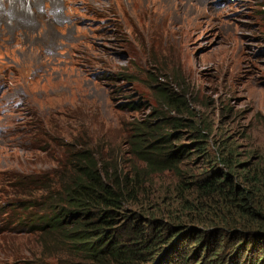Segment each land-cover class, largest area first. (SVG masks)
<instances>
[{"label": "rangeland", "instance_id": "rangeland-1", "mask_svg": "<svg viewBox=\"0 0 264 264\" xmlns=\"http://www.w3.org/2000/svg\"><path fill=\"white\" fill-rule=\"evenodd\" d=\"M166 2L173 5L175 18L163 24L156 20L159 0L131 4L129 20L78 0L70 9L73 18L47 14L43 19L50 24L26 35L0 34V264L69 259L64 245L34 230L39 211L16 205L20 187L15 184L46 174L62 160L49 145L41 148L44 137L37 129L53 131L54 123L61 130L56 142L66 140L65 122L73 121L68 120L69 110L85 113V124L95 133L113 130L117 142L105 138L115 153L117 148L122 153L117 160L132 161L126 136L130 131L121 129L119 119L147 114L157 106L156 86L171 87L186 98L193 113L217 124L215 138L229 135L237 141L239 158L264 156V0ZM105 70H124L131 77L108 80ZM133 99L140 100L138 111L129 107ZM187 137L183 133L177 141L187 142ZM195 156L194 151L180 165L193 168V161H200ZM172 176L163 171L156 180L166 184ZM209 228L205 235L214 236ZM222 241L228 244V235Z\"/></svg>", "mask_w": 264, "mask_h": 264}, {"label": "trees", "instance_id": "trees-1", "mask_svg": "<svg viewBox=\"0 0 264 264\" xmlns=\"http://www.w3.org/2000/svg\"><path fill=\"white\" fill-rule=\"evenodd\" d=\"M156 89L157 106L146 118L119 120L130 131L132 161L117 160L119 148L115 153L105 138L117 142L114 131L89 130L85 113L69 110L66 140L56 142L54 123L53 131L38 127L41 148L63 157L46 174L15 183L16 205L39 211L34 230L65 246L69 259L56 264H165L169 257L170 264H264V156L240 159L237 141L215 138L213 121L193 113L182 94ZM139 106L136 100L130 107ZM183 133L188 141L178 142ZM194 151L200 161L182 167ZM163 171L173 174L166 184L156 180Z\"/></svg>", "mask_w": 264, "mask_h": 264}, {"label": "bare ground", "instance_id": "bare-ground-1", "mask_svg": "<svg viewBox=\"0 0 264 264\" xmlns=\"http://www.w3.org/2000/svg\"><path fill=\"white\" fill-rule=\"evenodd\" d=\"M80 1L83 4L88 5L92 10L113 13V15L119 16L122 20H129L130 15L133 12V10L129 9L131 4L139 6L142 4V0H125V3H123L124 1L121 3L119 0L100 2L98 0ZM73 3H78V0H0V34H6L13 31L14 33L24 32L26 35V33L32 32L31 30L36 27H43L46 24H50L49 21L46 22L43 19L47 14H51L50 17L54 15L56 19L73 18V16L69 14L70 9L74 6L72 5ZM41 5L45 8L42 9ZM159 5L160 8L156 12V20H158L159 23L166 21L172 22L175 18V15H173L174 12L171 13L173 5L167 3L166 0H159ZM137 12L138 10L135 9L134 13L136 16L138 14ZM8 19L11 22L8 23ZM43 31L44 30H42L41 33H43Z\"/></svg>", "mask_w": 264, "mask_h": 264}, {"label": "clouds", "instance_id": "clouds-1", "mask_svg": "<svg viewBox=\"0 0 264 264\" xmlns=\"http://www.w3.org/2000/svg\"><path fill=\"white\" fill-rule=\"evenodd\" d=\"M107 71H109V73H113V74H115L116 72H121V71H124V70H121V71H113V70H105L104 71V73H103V78H105V79H108L107 78ZM126 72V71H125ZM127 73V72H126ZM129 74V73H128ZM130 75V74H129ZM131 77V75L128 77V78H130ZM127 78V79H128ZM127 79H125V80H127ZM109 80V79H108ZM117 80V79H116ZM119 81H123V80H119ZM109 89H111L112 91H113V89L110 87ZM108 89V90H109ZM108 95H110L109 94V92H108ZM112 95H113V93H112ZM112 95L111 96H109L110 98H112ZM137 99H133V100H131L130 101V104H129V107L132 105V104H134V102L136 101ZM139 102H140V100H138ZM131 108V107H130ZM147 108V107H146ZM132 109H134V108H132ZM134 110H137L138 111V108H136V109H134ZM141 114L143 113V112H140ZM148 113H150V110H149V112ZM147 113V114H148ZM147 114H143V115H140L139 117H137V118H135V119H138V118H146L147 117ZM134 119V118H133ZM120 120V119H119ZM130 120H132V119H130ZM96 121H98V118H97V114H96ZM95 123H97V122H95ZM213 125H215V128H216V126H217V124L216 123H213ZM215 130V129H214ZM111 131H113V130H111ZM222 138V137H221ZM128 149H129V147H128ZM130 153V151L128 150V154ZM130 155V154H129ZM131 156V155H130ZM132 157V156H131ZM171 261H172V258H171ZM170 261V262H171ZM167 262H169V261H166L165 262V264H170V262L169 263H167Z\"/></svg>", "mask_w": 264, "mask_h": 264}]
</instances>
